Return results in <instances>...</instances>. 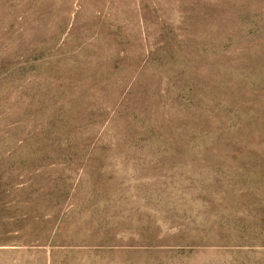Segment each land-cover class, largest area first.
I'll return each mask as SVG.
<instances>
[{
  "label": "rangeland",
  "instance_id": "1",
  "mask_svg": "<svg viewBox=\"0 0 264 264\" xmlns=\"http://www.w3.org/2000/svg\"><path fill=\"white\" fill-rule=\"evenodd\" d=\"M0 264H264V0H0Z\"/></svg>",
  "mask_w": 264,
  "mask_h": 264
}]
</instances>
